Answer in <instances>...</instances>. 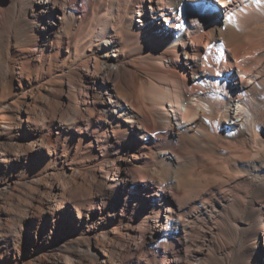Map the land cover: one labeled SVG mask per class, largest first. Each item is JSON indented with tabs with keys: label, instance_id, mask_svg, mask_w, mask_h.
<instances>
[{
	"label": "bare ground",
	"instance_id": "obj_1",
	"mask_svg": "<svg viewBox=\"0 0 264 264\" xmlns=\"http://www.w3.org/2000/svg\"><path fill=\"white\" fill-rule=\"evenodd\" d=\"M26 5L23 79L72 68L39 96L29 88L41 119L8 105L18 134L2 137L0 161L52 153L54 124L109 156L101 173H57L46 205L65 263L54 264H212L224 260L223 222L245 214L264 227V0H0V31ZM78 190L76 211L62 207Z\"/></svg>",
	"mask_w": 264,
	"mask_h": 264
},
{
	"label": "rangeland",
	"instance_id": "obj_2",
	"mask_svg": "<svg viewBox=\"0 0 264 264\" xmlns=\"http://www.w3.org/2000/svg\"><path fill=\"white\" fill-rule=\"evenodd\" d=\"M29 10L28 5L24 6V13L20 15L15 27L0 31V140L2 137L7 138L18 134L13 119L15 112L11 111L8 105L12 102L32 104L28 110H25V106L23 107L22 115L27 118L31 109L38 108L37 117L41 119L39 116L42 115L40 112L42 106L38 100L39 97L37 103H31L29 88H35V96H39L41 90L38 88L40 85H47L48 77H60L61 72L70 71L72 68L71 60H69L61 67L57 65L50 70L35 71L31 75L27 72L23 79L18 70L23 67L22 65L25 70H28L25 50L35 43L30 38L29 32L23 29L24 22L29 20L26 15ZM14 50L17 52L15 53ZM87 55L92 54L88 52ZM58 86L60 95L57 105L61 106L67 88L63 83ZM94 113L96 116L97 112ZM108 130L112 134L110 127ZM47 133L50 134L53 154L45 153L34 160H28L25 157L16 163L9 158L0 161V264H54L56 259L60 263H65L61 257L53 254L55 246L62 241L63 229H58L55 217L48 211L46 199L54 188L59 171L66 170L69 176L76 172H84L85 175L90 173L88 176H91L101 173L100 169L106 167L105 162L109 159V156L104 153V147L99 150L97 146H94L87 133L75 131L68 133L58 130L55 124L48 129ZM74 183H77V186L80 184L78 187H81L82 191L87 184H83L80 179H76ZM81 190H78L79 193H69L70 196L67 194L61 206L76 211L78 207L75 203L77 200L80 201V198L75 195L83 193ZM79 211L84 213L83 209ZM65 214L61 210L56 213L64 219ZM101 214L106 215V212L102 209ZM124 221L123 216L116 226H109V228L114 227L116 231H119ZM69 227L70 231L74 228L73 225ZM105 230H108V227ZM263 230L264 227L257 220L249 221L245 214L223 222L216 234V239L224 260L214 261L212 264H255L264 249ZM30 231L32 235L28 236ZM128 234L129 232H124V238L128 239Z\"/></svg>",
	"mask_w": 264,
	"mask_h": 264
}]
</instances>
